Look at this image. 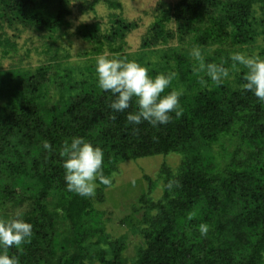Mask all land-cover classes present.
Here are the masks:
<instances>
[{
    "label": "trees",
    "instance_id": "trees-1",
    "mask_svg": "<svg viewBox=\"0 0 264 264\" xmlns=\"http://www.w3.org/2000/svg\"><path fill=\"white\" fill-rule=\"evenodd\" d=\"M99 2L121 6L119 0H91L90 6ZM69 5L70 0H0V49L8 55L16 48L7 29L53 37L67 23ZM256 6L264 12V0L158 1L140 48L176 38L186 42L181 49L164 47L160 67L125 52L128 34L140 24L116 17L107 32L96 21L78 25V35L96 54L85 66L88 77L76 78L75 68L59 60L0 68V218L19 212L33 228L30 242L7 249L9 255L20 264H264V102L244 89L246 70L230 59L264 34ZM194 47L206 64L222 62L229 77L211 81L199 70ZM101 55L134 59L153 76L174 73L165 93L182 90L183 115L173 113L158 127L129 124L135 98L123 112L110 109L114 96L97 83ZM258 55L264 57V47ZM75 136L102 149V175L110 180L128 159L182 156L176 171L163 164L159 199L151 196L157 182L146 175L150 186L137 198L145 211L134 226L142 238L132 257L125 255L126 235L111 238L93 196L67 189L60 151ZM235 137L238 146L228 151L225 141ZM45 141L51 150L44 149ZM96 182L100 198L111 183ZM201 224L208 226L207 235L199 232Z\"/></svg>",
    "mask_w": 264,
    "mask_h": 264
},
{
    "label": "rangeland",
    "instance_id": "rangeland-1",
    "mask_svg": "<svg viewBox=\"0 0 264 264\" xmlns=\"http://www.w3.org/2000/svg\"><path fill=\"white\" fill-rule=\"evenodd\" d=\"M119 1L121 6L118 8L110 7L105 2H99L92 8L90 6L91 0H70L71 14L67 17V23L53 37L48 36L46 31H35L24 27H20L18 30L7 29L16 42V48L11 50L8 55H5L0 49V68L17 66L35 68L40 64L59 60L65 67L75 68L74 76L76 78L88 77L90 71L85 66L93 63L96 54L90 53L92 44L78 35V25L96 21L100 24L101 31L107 32L116 17L137 20L140 24L138 29L128 34L125 52L138 57L143 56L158 67L164 65L162 61L164 47L173 46L181 49L186 46V42H179L176 38L167 44L158 45L155 49H145L143 51L140 48L142 38L156 18L155 7L160 0ZM164 1L174 3L178 0ZM255 15L260 19L264 18V12L258 7ZM170 26L175 29V23H170ZM261 47H264V34L258 36V41L244 49L242 53L258 55ZM197 50H199L198 47L192 48L193 52ZM107 53L109 52H104V54ZM170 70L174 71L173 68ZM238 143V137H235L232 141L226 140L225 147L228 151H233ZM216 147L219 148V146ZM181 160L182 156L174 152L167 155L156 154L128 159L119 165L118 170L112 176L111 185L104 190L103 196L97 197L95 190L93 196L94 206L104 212L102 218L106 220V230L111 238L114 239L122 235L127 236L129 245L125 250L126 256L132 257L135 255L136 247L142 238L140 233L134 229V226L141 220L145 211L143 203L138 202L137 198L143 191H147L150 186V181L146 178V175L157 182L151 196L154 199H159L163 194V182L160 177L163 164L166 163L176 171ZM96 184L98 187L97 182Z\"/></svg>",
    "mask_w": 264,
    "mask_h": 264
},
{
    "label": "clouds",
    "instance_id": "clouds-1",
    "mask_svg": "<svg viewBox=\"0 0 264 264\" xmlns=\"http://www.w3.org/2000/svg\"><path fill=\"white\" fill-rule=\"evenodd\" d=\"M199 63V70L216 84L228 78L229 70L223 63H208L203 61L199 50L193 53ZM230 59L246 70L243 85L246 91L252 92L259 101L264 102V57L249 55L242 52L230 54ZM95 71L97 83L103 91H110L114 99L109 107L113 112H123L128 109L135 98L136 110L129 112L126 120L129 124L139 125L147 121L153 127L166 125L173 119L183 115L180 103L182 90L169 88L174 73H157L154 76L149 70L134 59L98 56ZM115 115L112 119H115ZM43 147L51 150V145L45 141ZM63 157L64 180L67 189L81 197H92L99 179L103 184L110 185L111 180L102 175L104 153L99 146H94L82 136L65 140L60 151ZM168 187H172L170 181ZM192 214L189 215V219ZM201 235H207L208 226H199ZM33 234L31 223L27 222L22 213H16L10 218H0V264H20L16 256L9 255L7 249L20 247L30 242Z\"/></svg>",
    "mask_w": 264,
    "mask_h": 264
}]
</instances>
